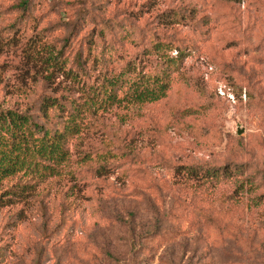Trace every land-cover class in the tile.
Here are the masks:
<instances>
[{
    "label": "rangeland",
    "instance_id": "374dc122",
    "mask_svg": "<svg viewBox=\"0 0 264 264\" xmlns=\"http://www.w3.org/2000/svg\"><path fill=\"white\" fill-rule=\"evenodd\" d=\"M18 1L0 0V110L81 107L99 74L160 63L157 33L186 57L165 98L87 113L59 174L3 181L0 264H264V0H32L24 17ZM192 7L195 26L163 21ZM106 24L132 39L101 40ZM88 38V85L48 75L37 45L75 62Z\"/></svg>",
    "mask_w": 264,
    "mask_h": 264
},
{
    "label": "trees",
    "instance_id": "16d2710c",
    "mask_svg": "<svg viewBox=\"0 0 264 264\" xmlns=\"http://www.w3.org/2000/svg\"><path fill=\"white\" fill-rule=\"evenodd\" d=\"M32 0H19L16 4L20 15L30 10ZM197 10L192 7L189 11L177 10L171 18L165 17V23L175 21L181 24L195 26L199 23V17L194 19L191 12ZM24 17V15H23ZM168 21V22H167ZM103 28V29H102ZM98 30L97 37H106L109 31H114L119 40L130 41L132 32H122L121 28L114 29L106 24ZM158 38L152 41L149 48H153L161 62L155 63L152 68H147L142 62L130 58L124 62L122 69L118 72L112 71L99 74V81L96 85L90 86L93 95L87 97L81 107L75 104L73 98L69 101L63 100L61 95H46L41 100L40 112L43 121L37 120V116L31 112V108L19 111L17 109L0 110V186L3 181L17 176L31 180L34 176L43 179L45 176L59 174V167L71 159V151L68 147L70 135L80 133L83 129L82 120L87 113L96 115L99 112H112L121 108L120 105L126 103L145 104L159 101L165 98L175 80L172 72L181 71L184 67L185 55L180 46H175L173 42L164 40L160 33L155 34ZM107 38V37H106ZM108 39V38H107ZM90 47L78 48L75 55V62H71L65 55L64 50L58 49L50 44L37 45L45 52L46 56L41 58L42 62L51 73H59L70 78L73 82L88 85L90 81V62L98 63L103 50L93 53L96 46L91 38L87 39ZM97 47V46H96ZM178 49L177 56H171L168 52L171 49ZM93 51V52H92ZM148 51V50H145ZM149 53V52H147ZM96 65V64H95ZM172 66L174 68L172 69ZM171 70V71H170ZM97 76V77H98ZM87 77L88 79H85ZM93 84V83H91ZM90 84V85H91ZM124 113V112H121ZM120 118L125 114H119ZM53 121L52 124L50 122ZM113 157V155H111ZM109 159V158H108ZM107 159V160H108ZM99 161L97 171L104 173L107 164L102 163L91 154L83 156L82 163ZM226 170V168H224ZM193 171V170H192ZM217 169L208 170L210 176H218ZM245 183L242 182V185ZM18 185V184H16ZM26 185V184H24Z\"/></svg>",
    "mask_w": 264,
    "mask_h": 264
},
{
    "label": "water",
    "instance_id": "95a60500",
    "mask_svg": "<svg viewBox=\"0 0 264 264\" xmlns=\"http://www.w3.org/2000/svg\"><path fill=\"white\" fill-rule=\"evenodd\" d=\"M239 133H242V130H239Z\"/></svg>",
    "mask_w": 264,
    "mask_h": 264
}]
</instances>
